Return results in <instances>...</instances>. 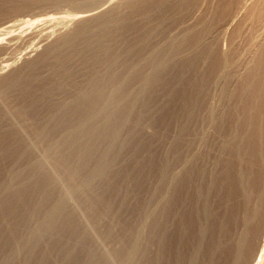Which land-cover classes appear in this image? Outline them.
<instances>
[{"label":"rangeland","instance_id":"obj_1","mask_svg":"<svg viewBox=\"0 0 264 264\" xmlns=\"http://www.w3.org/2000/svg\"><path fill=\"white\" fill-rule=\"evenodd\" d=\"M108 1L0 0V62L42 57L0 90V264H264L261 4L130 0L51 53L70 23L42 20ZM42 164L92 187L46 221Z\"/></svg>","mask_w":264,"mask_h":264},{"label":"bare ground","instance_id":"obj_2","mask_svg":"<svg viewBox=\"0 0 264 264\" xmlns=\"http://www.w3.org/2000/svg\"><path fill=\"white\" fill-rule=\"evenodd\" d=\"M110 1V0H109ZM108 1V2H109ZM130 0H112V1H110L111 3L109 4V3H107L106 5V7H103V6H99V7H96V8H93V9H91V10H87V11H81V12H77V13H75V14H73V15H70V16H68V17H46L44 20H42V22H44V24H48V23H52L53 21H59V22H61V23H70V24H66V26H68V28H70V30H67L66 32V34H62V36L61 37H59V39L57 40V41H55L54 43H51V45H50V47H52L53 46V49H50V51H51V53L52 52H54V49H58V48H60V47H63L64 45H66L67 43H69L70 41H72V39L74 40V38H75V40H76V38L78 37V36H83V35H85V34H88V32L89 31H92L91 29H92V27H109V25H110V16L111 15H114V13L116 12L115 10H116V6L117 5H121L122 7H123V5L124 4H127L128 2H129ZM253 2V4H255V3H260L261 5V11L260 12H258V14L260 15V18L259 19H261V17H263L264 16V0H253L252 1ZM252 2H251V4H252ZM97 4V3H96ZM105 5V4H104ZM98 6V5H97ZM125 6V5H124ZM248 6V5H247ZM247 6H245L244 5V7L241 9L242 10V12H245V11H252L253 12V14H254V11H255V9L256 8H250L249 6L247 7ZM119 7V6H118ZM117 13V12H116ZM257 13V12H256ZM71 14V13H70ZM239 14H241V12L240 13H237L235 16H232L227 22H226V24H225V26H227L228 28L229 27H231L232 26V24L234 23V21H235V19L238 17V15ZM68 15V14H67ZM256 15V14H255ZM254 15V16H255ZM66 16V15H65ZM109 18V19H108ZM37 22H41V21H37ZM31 23V22H30ZM65 24H64V26H65ZM70 25V26H69ZM63 26V27H64ZM14 28V26H6V27H4L3 29H1L0 30V55L1 54H3L4 52H6V51H8L11 47L9 46V44H10V42L11 41H14V40H21V39H23V33H24V31H22V32H17V34H15V35H13L12 33V31H10L11 29H13ZM95 28V29H96ZM99 28H97V29H99ZM17 29H19V28H17ZM27 29V28H26ZM94 29V28H93ZM96 29V30H97ZM225 29V28H224ZM227 29V28H226ZM21 30V29H20ZM23 30V29H22ZM104 30V29H103ZM18 31V30H17ZM48 31V30H47ZM50 31V30H49ZM52 31V30H51ZM62 31V30H61ZM27 32V31H26ZM93 32H94V30H93ZM91 33V32H90ZM57 34H58V32H57ZM41 35V34H40ZM53 34H51V36H52ZM25 36V35H24ZM32 36V35H31ZM48 36H50V34L48 35V34H46L44 37H43V39L39 42V45H41L44 41H46V38L48 39ZM51 36L49 37V38H51ZM88 36V35H87ZM84 37V36H83ZM256 40H257V38H256ZM255 40V41H256ZM8 41V42H7ZM48 41V40H47ZM74 42V41H73ZM70 43H72V42H70ZM47 44V43H46ZM44 45H45V42H44ZM55 45V46H54ZM262 45H264V38H260V39H258L257 41H256V43H255V46L256 47H260V46H262ZM42 46V48H43V44L41 45ZM49 45H46L45 47L47 48ZM38 48H40V47H36L35 49L37 50ZM45 48V49H46ZM254 48V47H253ZM32 49V48H31ZM32 50L31 52H28L27 54H25V56H24V58L22 59V62H21V65L20 66H16L17 64L14 62V61H12V62H10L9 60H4V61H2V63L0 64V90L1 89H3V88H5V87H8L9 85H11V84H17V81H18V83H19V80L21 81V77H22V75H26V74H24L25 72H29V70H32V69H34L35 67H36V65L37 64H39L40 63V59H42V57L40 58L39 56H35V57H32V52L34 51V52H37L36 50ZM41 49V48H40ZM45 49H43V50H45ZM49 49V47L47 48V50ZM252 49V48H251ZM257 49V48H256ZM260 49V48H259ZM252 51V50H251ZM253 51H256V50H253ZM56 52V51H55ZM46 53H49V50H48V52H46ZM46 53H44V54H46ZM256 53V52H255ZM32 54V55H31ZM251 54V53H250ZM253 54V53H252ZM222 55V54H221ZM255 55V54H254ZM44 56V55H43ZM6 57V56H5ZM39 59V60H38ZM45 59H46V56H45ZM44 60V59H43ZM17 62V61H16ZM18 63V62H17ZM249 63V62H248ZM263 63V62H262ZM41 64V63H40ZM241 64V63H240ZM19 65V64H18ZM249 66V65H248ZM259 67V66H258ZM37 69V68H36ZM263 69V68H262ZM10 72V74L9 75H4L5 74V72ZM30 73V72H29ZM24 78V77H23ZM263 78V77H262ZM259 80V79H258ZM264 80V79H263ZM23 81V80H22ZM261 82V81H260ZM264 82V81H263ZM13 84V85H14ZM11 87H13V86H11ZM16 87V86H15ZM8 88H10V87H8ZM7 89V88H6ZM9 90H7V92H8ZM5 118V117H4ZM7 120V119H6ZM8 120H9V118H8ZM111 120L109 119H102V120H99L97 123L98 124H101V126H105V124L107 123V122H110ZM92 125H94L93 123H89L88 124V126L90 127V126H92ZM55 161V160H54ZM56 162V161H55ZM61 162V161H60ZM41 163H42V161H41ZM80 163V162H79ZM46 164H48V163H46ZM46 164L44 165V166H46ZM56 164V163H55ZM55 164H52V165H54L55 166ZM60 164H62V162L60 163ZM60 164H58L59 166H60ZM78 164V163H77ZM77 164H75V166L77 165ZM52 165H50V166H52ZM43 166V164L40 166V168H39V170L38 171H40L41 172V174H42V176H43V174H44V177H46V175L47 176H52V178H50L49 177V180H50V185H51V187H54V188H56V189H58V192L59 193H57V195H55V196H57L58 198H60V203H58V204H56V205H53L50 209H49V211L47 212V215H46V218L44 219L45 221L50 217V216H54L56 213H59V212H61V211H63L64 210V208H67V206L68 205H66V204H68L69 203V205L73 202L72 201V195L73 194H75V193H78L77 191H79V190H86V189H89V188H92L91 187V185L89 184V183H87L86 181H84L83 180V182H78V183H73L72 182V176L74 175V173L72 174V172H71V168L69 169V170H65V169H62L63 168V166L61 167H59V166H56V167H58V168H56V167H54L53 168V166L52 167H49V166H46V167H42ZM72 167H73V165H72ZM67 168V167H66ZM74 168H78L77 166L76 167H74ZM101 169H104V166L102 165L101 167H100ZM185 168H186V165H184V166H182V167H179L175 172H173L172 173V175H171V180H172V182H171V185H174V180H176V179H178L180 176H181V173H182V171L184 170L185 171ZM73 169V168H72ZM37 170V169H36ZM35 172H37V171H35ZM76 173V172H75ZM36 175V174H35ZM41 176V175H40ZM65 176H67V178L69 179V182H70V185H68L67 186V188H64L63 186L66 184V183H64V181H62L63 183L61 184V185H59V182L58 181H60L61 179V177L62 178H64ZM39 177V176H38ZM41 178H43V177H41ZM66 178V177H65ZM48 179V178H47ZM71 179V180H70ZM44 181H46L45 179H44ZM46 183H49L48 182V180H47V182ZM45 184V183H44ZM68 184V183H67ZM66 184V185H67ZM49 185V186H50ZM45 186H48V184L47 185H45ZM60 186V187H59ZM59 187V188H58ZM50 189V188H49ZM50 190H52V189H50ZM49 190V191H50ZM90 190V189H89ZM89 190H86V192L87 191H89ZM53 191V190H52ZM51 191V192H52ZM85 192V191H84ZM50 193V192H49ZM48 193V194H49ZM81 193V192H80ZM53 194V193H52ZM54 194H55V192H54ZM54 194H53V196H54ZM59 194H60V196H59ZM50 195V194H49ZM75 195H77V194H75ZM80 195V194H79ZM78 195V196H79ZM55 196L53 197V198H55ZM55 200H57V199H55ZM56 203V202H55ZM66 205V207H64ZM72 205H74L73 203H72ZM71 206V205H70ZM52 219V218H51ZM50 219V220H51ZM50 220L48 221V222H50ZM255 220H256V216H253V218H251V220H250V223H254L255 222ZM80 221V220H79ZM47 222V223H48ZM46 223V224H47ZM80 228L84 231V232H89V230L87 229V227L83 224V222H81L80 221ZM41 236V233H37L36 234V236L34 237V236H32V237H34L35 239L36 238H38V237H40ZM264 242V241H263ZM262 242V243H263ZM99 243H95L92 247H94L95 249H98L100 246L98 245ZM263 246H262V252H260V254H259V259H261L262 258V256L264 255V243L262 244ZM261 246V245H260ZM238 249V248H237ZM261 251V250H260ZM238 256V255H237ZM104 257H100V259H102V260H104L103 259ZM93 261H94V263H98V261H97V258L94 256L93 257Z\"/></svg>","mask_w":264,"mask_h":264}]
</instances>
